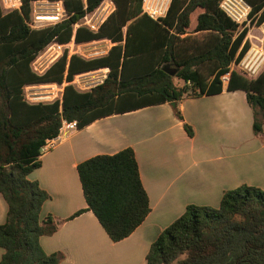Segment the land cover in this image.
<instances>
[{"label": "trees", "instance_id": "trees-1", "mask_svg": "<svg viewBox=\"0 0 264 264\" xmlns=\"http://www.w3.org/2000/svg\"><path fill=\"white\" fill-rule=\"evenodd\" d=\"M18 10L0 8V196L6 204L0 224V264H60V252L46 253L40 238L58 223L41 217L50 198L28 178L41 166L40 149L58 135L61 122L82 129L96 119L182 98L221 92L219 76L249 47L245 30L219 10L220 0H171L163 18L141 13V0H113L115 10L96 33L73 26L103 0H61L67 13L60 23L39 30L27 25L30 2ZM50 2L60 0H48ZM251 23L264 21V0H244ZM196 14L188 32L190 16ZM76 43L107 39L106 54L89 60L62 54L41 76L29 66L51 42ZM165 67L174 69L170 75ZM108 68L102 84L86 92L64 87L60 101L29 105L22 89L37 83L72 81L77 74ZM240 90L252 112V132L262 134L264 68L253 79L233 71L225 89ZM175 117L181 116L174 111ZM183 128L192 136V130ZM86 208L111 242L127 238L150 213L134 152L125 148L96 155L76 166ZM144 264H264V191L241 185L222 193L217 207L187 205L150 244Z\"/></svg>", "mask_w": 264, "mask_h": 264}, {"label": "crops", "instance_id": "crops-1", "mask_svg": "<svg viewBox=\"0 0 264 264\" xmlns=\"http://www.w3.org/2000/svg\"><path fill=\"white\" fill-rule=\"evenodd\" d=\"M65 135L28 176L50 197L41 217L52 216L58 226L39 241L46 253H62L60 264H144L150 244L187 205L217 207L224 191L241 185L264 191V123L262 134L254 135L252 112L240 90L96 119ZM125 148L134 152L150 213L127 238L113 243L90 211L68 218L86 208L76 166ZM5 215L0 196V224Z\"/></svg>", "mask_w": 264, "mask_h": 264}, {"label": "built area", "instance_id": "built-area-1", "mask_svg": "<svg viewBox=\"0 0 264 264\" xmlns=\"http://www.w3.org/2000/svg\"><path fill=\"white\" fill-rule=\"evenodd\" d=\"M82 1L84 2L85 0ZM170 1L141 0V13L152 20L163 18L167 13ZM20 6L21 0H0V8L3 11L18 10ZM218 7L225 17L236 24L238 32L245 30L244 41L249 43V47L242 57L235 58L229 64L227 71L219 76L222 90H225L233 71H238L246 79H253L263 70L264 21L259 26L251 23L252 17L249 16L251 8L244 0H220ZM114 10L115 4L113 0H103L92 12L84 14L74 24L73 31L77 27L82 26L89 32L96 33L101 24ZM67 16L61 0L55 2L48 0L32 1L30 2V17L27 25L32 30H39L60 23ZM255 32H258V34ZM102 44L107 46V48H96V46ZM111 45L112 43L107 39L76 43L72 34L68 43L51 42L46 45L32 60L29 68L34 75L41 76L64 53L67 59L71 55H77L84 60H89L105 55ZM107 74L108 68H100L77 74L70 82L64 79L61 83L50 82L25 85L22 89L23 98L29 105L60 101L65 86L71 85L79 92H86L102 84ZM77 130L76 121L63 120L58 130V135L54 139L45 141L40 149L41 155L61 142L65 134L68 135Z\"/></svg>", "mask_w": 264, "mask_h": 264}, {"label": "rangeland", "instance_id": "rangeland-1", "mask_svg": "<svg viewBox=\"0 0 264 264\" xmlns=\"http://www.w3.org/2000/svg\"><path fill=\"white\" fill-rule=\"evenodd\" d=\"M198 13V11H196L195 13H193L191 16H190V26H189V28H188V32H191L192 30H193V28H194V24L195 23H192V22H194L195 21V16H196V14ZM256 34H258V32H255ZM96 48L97 49H99V48H103V49H106L107 48V46H105L104 44H102V45H100V46H96ZM165 71H167L170 75H173L174 74V69L173 68H171V67H165Z\"/></svg>", "mask_w": 264, "mask_h": 264}]
</instances>
